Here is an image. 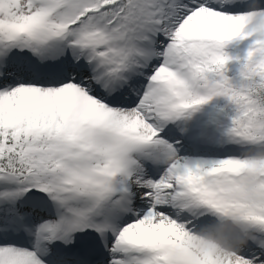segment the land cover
Segmentation results:
<instances>
[{
  "label": "snow or ice",
  "instance_id": "1",
  "mask_svg": "<svg viewBox=\"0 0 264 264\" xmlns=\"http://www.w3.org/2000/svg\"><path fill=\"white\" fill-rule=\"evenodd\" d=\"M0 264H264V0H0Z\"/></svg>",
  "mask_w": 264,
  "mask_h": 264
}]
</instances>
